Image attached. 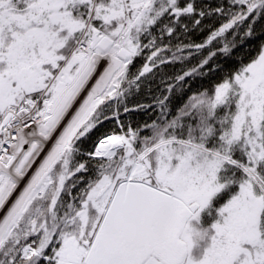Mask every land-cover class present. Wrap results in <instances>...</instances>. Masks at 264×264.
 <instances>
[{"label": "snow or ice", "instance_id": "6c2138e0", "mask_svg": "<svg viewBox=\"0 0 264 264\" xmlns=\"http://www.w3.org/2000/svg\"><path fill=\"white\" fill-rule=\"evenodd\" d=\"M258 34L264 0H0V264H264Z\"/></svg>", "mask_w": 264, "mask_h": 264}, {"label": "trees", "instance_id": "16d2710c", "mask_svg": "<svg viewBox=\"0 0 264 264\" xmlns=\"http://www.w3.org/2000/svg\"><path fill=\"white\" fill-rule=\"evenodd\" d=\"M259 27L260 26L258 25L257 26L258 32H259ZM192 35H193V39L199 41L203 38V36L205 34L199 33V34H192ZM262 41H264V35H259V34L256 36L255 39L248 41L247 45L245 46L248 50L246 53V58L249 56H252L256 53L257 47ZM238 51H240V50H238ZM220 63L224 66L225 70H230L231 68L235 67L234 61L225 60L223 58L220 59ZM177 67H179V66H177ZM165 70L168 71L169 74H171L173 71H175V69H173V68H167ZM220 75H222V73H217V74H214V75L206 77V78L194 77L191 81V87L186 89V91L183 93V97H174L173 103L174 104L181 103L182 100L186 99L190 93L198 92L204 88L210 89L212 84L215 83L216 80H218L220 78ZM135 119L137 121H139L141 119L146 120V119H148V117L137 115L135 117ZM237 186H234L235 188L233 186H230V189L224 190L214 197V199L212 200L211 208L208 209L207 212L204 213V215H203V217H204L203 225L204 226H208L209 224L212 223V220L214 219V215H216V210L218 208H220L221 206H223L230 199V197L235 195ZM209 212H211L212 216L211 215L209 216Z\"/></svg>", "mask_w": 264, "mask_h": 264}, {"label": "clouds", "instance_id": "9594fccd", "mask_svg": "<svg viewBox=\"0 0 264 264\" xmlns=\"http://www.w3.org/2000/svg\"><path fill=\"white\" fill-rule=\"evenodd\" d=\"M207 226H204L203 228L199 229L198 232L200 233L197 237L198 240H202L206 234H207Z\"/></svg>", "mask_w": 264, "mask_h": 264}, {"label": "rangeland", "instance_id": "374dc122", "mask_svg": "<svg viewBox=\"0 0 264 264\" xmlns=\"http://www.w3.org/2000/svg\"><path fill=\"white\" fill-rule=\"evenodd\" d=\"M233 187L234 186H237V185H232ZM235 188V187H234ZM228 189H230V187H228V188H226L225 190H228ZM224 191V190H223ZM239 191V186H237V189H236V193ZM221 193V192H220ZM235 193V194H236ZM219 194V193H218ZM232 197H230V199H231ZM214 199V198H213ZM229 199V200H230ZM228 202V201H227ZM226 202V203H227ZM207 212V210L204 212V213H206ZM204 213H202V223H203V219H204V217H203V215H204ZM210 216V215H209ZM212 216V215H211ZM216 218H218V214H217V212H216V215H214V219L212 220V223L214 222V220L216 219ZM208 226H210V224L208 225Z\"/></svg>", "mask_w": 264, "mask_h": 264}]
</instances>
